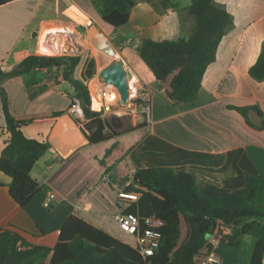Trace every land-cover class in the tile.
<instances>
[{
  "label": "crops",
  "instance_id": "obj_1",
  "mask_svg": "<svg viewBox=\"0 0 264 264\" xmlns=\"http://www.w3.org/2000/svg\"><path fill=\"white\" fill-rule=\"evenodd\" d=\"M133 2L128 22L119 27L102 20L93 0H11L0 5L3 71L14 69L28 55L48 52L49 39L39 43L48 25H58V15L73 19L68 12L77 13L87 24L94 23L97 33L104 35L116 54L104 53L108 59H102L87 73L81 59L73 77L86 84L119 58L136 82L150 92V121L138 122L131 114L132 106H119L109 115L100 114L106 125V140L95 144L85 140L61 153L49 140L58 123L61 128L57 135L66 143L74 139L71 129L81 128L88 135L96 127L93 119L83 127L77 122L76 126L68 125L66 117L76 92L66 79L65 67L35 68L0 80L11 114L26 120L21 127L23 134L50 145L30 170L39 190L26 207L11 198L10 178L0 172V228H13L31 244L52 247L70 215L132 243V237L120 231L116 216L136 200L125 194H130L127 188L140 168L161 166L192 174L199 191L206 196L242 188L248 174L264 177V128H254L231 108L256 106L264 116V79L255 80L248 72L264 42V0H214L232 15L233 24L218 43L196 98L183 104L168 98L139 51L144 38L176 40L189 30L192 19L186 8L180 12L174 0H169L166 7L160 0ZM69 31V27H60L55 39ZM60 54L77 55L62 53L61 46ZM93 108L98 109V104L94 102ZM9 137L0 99V156ZM49 193H54L55 198L48 209L43 202ZM241 239L237 245L251 248L246 260L245 256L235 261L224 256L219 252L220 243V261L214 264H248L255 238L251 244Z\"/></svg>",
  "mask_w": 264,
  "mask_h": 264
},
{
  "label": "trees",
  "instance_id": "obj_2",
  "mask_svg": "<svg viewBox=\"0 0 264 264\" xmlns=\"http://www.w3.org/2000/svg\"><path fill=\"white\" fill-rule=\"evenodd\" d=\"M9 1L0 0V5ZM93 1L102 20L114 27L128 22L134 6L133 0ZM160 1L164 7L169 2ZM186 14L192 19L187 36L162 41L144 38L139 51L140 58L164 88L168 98L182 104L196 98L203 74L215 59L218 43L233 24L232 15L214 0H191ZM81 59L80 55H28L10 71H3L0 67V80L28 73L35 68L64 66L66 79L74 87L85 116L93 119L96 125L87 135L88 141L95 144L106 140L108 135L99 113L91 109L87 85L73 77ZM248 72L255 80L264 79V42ZM0 99L6 129L10 134L0 156V172L10 178L8 191L11 198L24 208L39 190V184L30 176V170L50 145L23 134L21 127L26 120L11 114L7 94L1 87ZM231 108L254 128H264V116L258 107ZM250 108L258 110L262 117L260 125L249 122L247 111ZM127 191L138 196L125 214L138 216L141 225L149 218L163 221L159 228L162 234L160 245L153 255L143 257L133 243L115 237L79 216L70 215L62 223L58 240L52 247L31 244L13 228H0V264H193L196 255L210 252L211 244L207 236L212 233L217 219L233 227L231 235L223 238L221 243L234 246L241 238L253 236L255 242L248 264H262L263 176L248 174L242 188L225 195L206 196L199 191L194 175L156 166L137 169Z\"/></svg>",
  "mask_w": 264,
  "mask_h": 264
},
{
  "label": "built area",
  "instance_id": "obj_3",
  "mask_svg": "<svg viewBox=\"0 0 264 264\" xmlns=\"http://www.w3.org/2000/svg\"><path fill=\"white\" fill-rule=\"evenodd\" d=\"M67 42L70 45V49H65V41L61 44V52L76 54L79 50V45L74 38V34L69 32L67 36ZM65 39V40H66ZM93 90L89 87L91 97V109L101 114L102 116L109 115L115 111L114 104L119 101V92L112 84H104L98 82ZM86 85L90 86L86 81ZM129 100L126 105L132 106L131 114L136 118L139 115L144 116L145 121H150L151 107H150V92L149 90L136 82V79L132 77V80L128 81ZM134 96V97H133ZM99 98L98 109L93 108V98ZM134 98L133 100H131ZM70 116L79 123L82 127L88 121L85 116L83 108L78 99H73L69 107ZM129 199H137V193L125 194ZM122 194V196H125ZM55 198L54 193H49L43 202L45 208H51L52 202ZM116 221L121 232L132 237L133 244L139 249L140 254L143 257L151 256L155 253V250L160 245L162 234L159 230L163 221L156 218H149L144 225L140 224L138 216L134 214L120 213L116 216ZM233 232V227L222 219H217L212 233L210 234L209 241L211 244L210 252L206 255H196L194 257L193 264H214L220 261V256L217 253V248L221 243V240Z\"/></svg>",
  "mask_w": 264,
  "mask_h": 264
},
{
  "label": "rangeland",
  "instance_id": "obj_4",
  "mask_svg": "<svg viewBox=\"0 0 264 264\" xmlns=\"http://www.w3.org/2000/svg\"><path fill=\"white\" fill-rule=\"evenodd\" d=\"M174 1L178 4V7L180 8V12H181L185 10V8L189 5L191 0H174ZM68 14L73 19H71L70 17L66 15H58V25L51 24V23H50L51 25H48V27L46 28L45 32L42 34V37L39 41V43L40 42L42 43L43 41H45L46 38L49 39L48 46H47L48 52L41 53L40 55H46V56L62 55L60 54V49L57 47V45L60 44L61 40H59V37L57 39V36L55 39V35L59 32L60 27H69L72 30L70 32L76 35L78 37V40H82L81 41L82 43L80 44V42H78L75 39L79 45L78 47L79 50L77 52V55H81L82 57L81 67L82 69L85 70V73H87V71H90L89 69L92 68L95 64L101 63L102 59H108V57L104 56L105 55L104 52L99 50L97 47L93 45L90 36H89V39L87 40V32L90 29V26L94 25V23L90 22V24H87L86 19L82 15H78L77 13L68 12ZM61 33H62L61 38L65 36L63 38V40L65 41L69 32H61ZM187 35H188V32L185 30L181 36H187ZM98 82H99L98 76L94 77L93 79H90L88 81V84L90 85V89L93 90V87L95 88V86L99 84ZM133 99L134 98H132L131 100ZM241 241L246 242V243L248 242L251 244V242H253V237L252 236L243 237ZM250 251H251V248L246 250V248L245 247L243 248L241 244L237 246H230L222 242L219 247V252L223 254L224 256L225 255L230 256V259L233 261H235L237 258L244 259V256L246 260V258L250 254ZM245 262L246 261H244V263Z\"/></svg>",
  "mask_w": 264,
  "mask_h": 264
},
{
  "label": "water",
  "instance_id": "obj_5",
  "mask_svg": "<svg viewBox=\"0 0 264 264\" xmlns=\"http://www.w3.org/2000/svg\"><path fill=\"white\" fill-rule=\"evenodd\" d=\"M92 31V33H91ZM93 31L97 32V29L94 25L90 26V37L92 43L95 47L99 50L103 51L108 55L116 54V51L112 48V46L108 43L107 39L104 37L102 33H97L96 35L93 34ZM65 49L69 50L70 45L65 40ZM133 74L126 67L124 61L122 59H115L111 63H109L106 67H104L99 73L98 78L99 82L104 84H112L119 92V101L114 104L115 109L119 106L126 105L128 103L129 98V89H128V81L132 80ZM247 116L250 122L254 125H260L262 117L260 116L259 112L255 108H250L247 111ZM68 121V125L76 126L75 120L69 115L66 117ZM144 121V116H138V122ZM61 128V124L58 125L53 129L49 140L53 146H55L61 153H66L70 149L77 147L83 141L88 140L87 135L84 133L83 129L81 128H74L71 129L69 133L74 135V139H71L67 143L64 142L59 133ZM210 235L207 236L209 239Z\"/></svg>",
  "mask_w": 264,
  "mask_h": 264
},
{
  "label": "bare ground",
  "instance_id": "obj_6",
  "mask_svg": "<svg viewBox=\"0 0 264 264\" xmlns=\"http://www.w3.org/2000/svg\"><path fill=\"white\" fill-rule=\"evenodd\" d=\"M71 31H72V30H71ZM69 32H70V31H69ZM91 33H92V31H91ZM91 33H90V29H89L88 32H87V40L89 39V36H90ZM93 34L96 35L97 32H96V31H93ZM64 37H65V36H64ZM64 37L61 38V36H60V38H59V40H61L60 45H59V47H58L59 49H60V46H61L62 42L64 41V40H63ZM74 38H75L78 42H80V44L82 43V42H81L82 40H78V37H77L76 35H74ZM93 101H94L95 103L99 104V98H98V97H94V98H93ZM93 104H94V103H93Z\"/></svg>",
  "mask_w": 264,
  "mask_h": 264
}]
</instances>
